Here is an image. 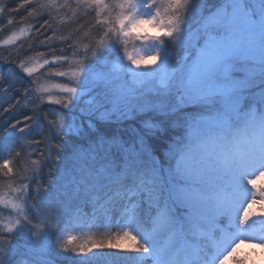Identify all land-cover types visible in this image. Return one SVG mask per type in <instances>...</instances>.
<instances>
[{
    "label": "snow or ice",
    "instance_id": "6c2138e0",
    "mask_svg": "<svg viewBox=\"0 0 264 264\" xmlns=\"http://www.w3.org/2000/svg\"><path fill=\"white\" fill-rule=\"evenodd\" d=\"M80 6L94 11L96 23L106 28L91 55L74 61L70 73L54 72L70 77L60 86L66 98L49 96L66 111L49 123L48 139L55 143L45 160L32 161L41 169L52 161L50 181L33 188L39 172L32 170L0 194V220L5 212L9 217L0 224V264L21 249L27 258L17 264H55L61 253L83 262L105 248L126 249L135 254L134 264H247V256H236L240 244L248 240L264 248V229L251 234L257 223L252 207L264 201L250 195L248 187L264 198L256 183L264 177V0H218L212 6L207 0H80ZM14 39L15 34L4 43ZM130 45L149 51L133 54ZM103 52H115L116 59L100 60ZM35 71L24 68L29 76ZM85 95L90 115L117 123L149 112L167 120L180 112L167 127L179 126L183 133L170 139L164 163L144 148L143 135L128 143L115 132L104 133L85 146L83 125L69 118ZM253 104L260 106L259 114ZM165 120L145 121L144 127L164 132ZM28 127L25 123L19 134ZM93 127L89 121L88 128ZM10 134L6 129L5 136ZM65 137L79 140L68 147L71 167L61 169L51 153L65 149ZM0 171L13 173L8 159ZM77 198L92 205L89 227L101 211L105 227L111 228V212L120 205L124 222L117 219L119 230L78 242L70 234L82 214L71 203ZM16 237L22 243L13 247Z\"/></svg>",
    "mask_w": 264,
    "mask_h": 264
},
{
    "label": "trees",
    "instance_id": "16d2710c",
    "mask_svg": "<svg viewBox=\"0 0 264 264\" xmlns=\"http://www.w3.org/2000/svg\"><path fill=\"white\" fill-rule=\"evenodd\" d=\"M70 2V8H68V2L59 7V2L55 5L54 2H47L46 4L42 0H28L24 7H20L21 4H24V0H0V75H2V79H0V165L5 159H8L10 167L13 168V173L10 176H5L4 172L0 171V193L2 194L10 192L7 185L16 187L21 182L22 176H31L32 170L39 172L35 181L32 182L33 188L36 187L37 182L45 186L48 184L50 181L49 167L52 161H46L42 169L38 164L33 165L32 161L45 160L50 146L55 143L54 140L48 139L52 134L49 131V123L58 121L66 111L63 110L62 105L43 102L40 95L36 94L33 88V80L32 78L29 79L31 76L24 72V68H30L35 59L41 60L40 64L47 59L51 67L48 66L43 71V81L60 87L68 82L70 77H57L54 72L57 70L68 72L71 60L76 57L81 59L85 54L91 55V48L95 47L96 42L104 34L106 26H100L96 23L94 11L87 9L86 6H80V3ZM216 3L217 0H207V6ZM29 12L32 14L29 15ZM45 20L48 21L47 24H45ZM21 30H23L22 37L11 43H4L9 36L21 34ZM77 51L79 55H74ZM56 57H64V59L58 60ZM10 79L12 86L8 87ZM29 91L32 93L31 97L27 96ZM33 98H35V104L32 103ZM186 110L188 109L183 111ZM180 115L181 113L177 112L165 120L164 117L149 112L130 116L128 119H123L117 123L114 122V118L106 120L100 118L96 113L90 115L73 109L69 118L75 119L78 127L83 125L81 135L84 137L82 142L85 146L91 139L104 133L111 134L113 132L123 141L132 143L135 132L144 136L145 145H147L150 153L156 156L160 162H164L163 154L168 149L169 141L173 136L179 135L178 130L180 129L179 126L167 127V125L178 120ZM25 116L31 117V120L25 121ZM149 120L152 123L165 120L167 130L160 132L145 128L144 122ZM17 121L20 122L18 127L11 129L9 126ZM89 121L94 126L92 129L88 128ZM25 123L29 124V127L20 135L19 128L24 127ZM6 129L11 133L7 137L5 136ZM74 140H79V138L65 137L64 144L66 147L59 155H56V151L53 149L51 154L57 167L61 169L65 168L66 165L71 167L68 165V147L72 145ZM61 159H66V161ZM53 175H55L54 172ZM67 178L71 179L72 177L67 176ZM23 182L28 183L29 181L25 179ZM71 203L74 207L82 208L80 220L83 222L84 228H80L79 233L75 232L73 227L70 228V234L77 236L80 243H84L90 238L103 239L112 232L119 230L117 219L120 220V223L124 222V218L120 216V205H117L111 212V228L105 227V218L101 211H97L96 219L89 227V222L92 221L93 216L92 205L83 202L80 198ZM4 217L6 219L7 215ZM66 219L65 216L64 220ZM60 226L63 227V223ZM11 243L13 247H17L22 241L20 237H16ZM22 253L23 249L10 256L7 264H17L18 261L26 259L27 257H23ZM132 257L133 255L119 251L108 256V258L113 259L111 262L115 264H133ZM114 263H90L87 260L81 262L72 253H61L55 261V264Z\"/></svg>",
    "mask_w": 264,
    "mask_h": 264
},
{
    "label": "rangeland",
    "instance_id": "374dc122",
    "mask_svg": "<svg viewBox=\"0 0 264 264\" xmlns=\"http://www.w3.org/2000/svg\"><path fill=\"white\" fill-rule=\"evenodd\" d=\"M42 1L44 3H46V4H47V2H54L55 5L57 4V2H59V7L63 6L64 4H66L68 2V8H70V6H69L71 4L70 1H74L76 3H80V0H42ZM217 2H218V0H217ZM190 24H192L193 27L195 26L194 23H192V20H190ZM149 34L150 35H154L155 33H149ZM15 36H16V39L12 40L11 42L16 41L17 39L22 37L23 34H17ZM137 43L139 44V42H137ZM117 47H120V46L117 45ZM169 50L170 51L172 50L171 46H169ZM129 51H132L133 54L146 55L149 50L145 49L143 47H137V48L133 49L131 47V45H130L129 46ZM103 54L104 55L100 56V60H108L109 62H112V61H114L116 59L115 52H103ZM122 55H123V51L121 49L120 56H122ZM76 60H79V58L76 57L75 59H73V60H71L69 62V66H68L69 71H68V73H70L72 71V69L75 67L74 61H76ZM34 61H35V63H33ZM34 61L32 62L30 68L35 67L36 71L31 74V77L29 79L31 80V78H32V80H33V88H34L36 94L40 95V98L43 100V102H51L49 100V96H51L53 100L60 99L62 97L66 98L67 94L62 93L60 91V87H55L54 85L47 84V82L43 81L44 80L43 77H42V74H44L43 71L45 70V68L50 66V63L48 65H44V63H41V64L39 63L41 60H36L35 59ZM125 63H127V62L125 61ZM157 63H159V61H157ZM40 65H43V67H40ZM151 67H156V65H151ZM237 75L239 76V75H242V74L241 73H237ZM67 77H69V76H67ZM45 89H47V91H45ZM42 96H45V97H42ZM88 99H89V97L87 95H85L75 109H77L79 112L89 114L90 106L87 103H85V101H87ZM253 107H254L255 111L257 112V114H259V112L261 110L260 106L253 104ZM186 111H194V110L193 109H188ZM96 114L99 116V113H96ZM176 127H178V126H176ZM179 128L180 129L178 130V134L180 135V134L183 133V128H181V127H179ZM139 136H140L139 133L137 134V133L134 132V136H133L132 140L133 141L136 140ZM137 147H139V145ZM144 148L150 153V150H148V147H147V145H145V143H144ZM153 157L157 158L156 156H153ZM163 157H164V162H165L166 161L165 152L163 154ZM61 160H63L64 162L66 161V159H61ZM164 162H161V163H164ZM71 180H72V178L69 179L67 177L65 179V182L69 183V191L70 192L72 190V188H71ZM256 183H257V187L261 191H264V177H261L260 179H258L256 181ZM248 187L251 190L250 191V195L254 193L255 196H256V199L258 201H264V198L260 197L259 192H256V190L253 189L251 185H249ZM0 194H2V193H0ZM0 208H2V205H0ZM262 209H264V202H258L257 204H254L253 207H252V210L255 212V215H254L253 219L257 221V223L252 225V232L251 233L253 235H258L260 233V231L262 229H264V225H261L259 223V221H264V216L260 215V212H261ZM5 215H7L6 212L4 213V216ZM7 219H9L8 216H7L6 219L4 218V219L0 220V224L5 223L7 221ZM64 219H65V217L62 218L61 224L63 223ZM72 227L75 229V232H78V230H81V229L84 228V224L80 220L79 222L74 224ZM82 234H77V235H82ZM85 242H87V240ZM125 243H130V242H125ZM250 244H251V246H250ZM118 251L121 252V253H127L128 255H133L132 258H133V264H134V255L135 254L127 251L126 249H108V248H105V249H102V250H94L96 255H91L90 254L89 258L86 259V260H87V262H90V263H98V262L114 263V262H111V260H113V259L108 258V256H112L113 252L116 253ZM21 255L23 257H26L24 255V253H22ZM236 256H237V258H243V257L247 256V258H248L247 259V264H264V248L255 246L254 242H250L248 240H245L244 243L240 244V247L237 249ZM79 261H80V259H79ZM225 264H234V261H231V260L230 261H226Z\"/></svg>",
    "mask_w": 264,
    "mask_h": 264
},
{
    "label": "bare ground",
    "instance_id": "6f19581e",
    "mask_svg": "<svg viewBox=\"0 0 264 264\" xmlns=\"http://www.w3.org/2000/svg\"><path fill=\"white\" fill-rule=\"evenodd\" d=\"M252 234V233H251Z\"/></svg>",
    "mask_w": 264,
    "mask_h": 264
}]
</instances>
